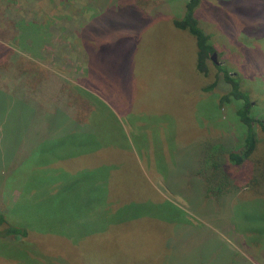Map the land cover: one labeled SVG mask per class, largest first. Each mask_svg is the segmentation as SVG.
<instances>
[{"label":"rangeland","instance_id":"1","mask_svg":"<svg viewBox=\"0 0 264 264\" xmlns=\"http://www.w3.org/2000/svg\"><path fill=\"white\" fill-rule=\"evenodd\" d=\"M186 3L0 0V87L83 125L62 136H71L80 157L60 158L65 149L54 147L69 138L54 143V115L28 120L33 110L16 93L0 96V214L30 230L26 237L0 233V264H147L141 250L151 264L165 263L163 253L165 264H264V196L244 184L206 198L196 176L208 143L236 150L246 137L237 115L242 101L221 105L231 90L221 65L250 93L255 156L264 159V0H201L200 26L217 53L207 75L196 66L195 37L173 25ZM91 21L95 28L84 29ZM15 52L27 64L14 61ZM44 179L51 184L40 185ZM105 191L112 202L103 208L113 213L139 205L143 248L125 235L97 236L87 252L79 250L83 239L47 229L67 230L71 219L99 228L98 214L72 218L67 204L101 212Z\"/></svg>","mask_w":264,"mask_h":264},{"label":"trees","instance_id":"2","mask_svg":"<svg viewBox=\"0 0 264 264\" xmlns=\"http://www.w3.org/2000/svg\"><path fill=\"white\" fill-rule=\"evenodd\" d=\"M201 3V0H187V3L185 4V9L183 15H181L178 18L173 19V25L180 29L188 31L191 35H193L196 39V45H197V58H196V66L197 69L203 73L208 74L209 73V62L212 59V53L215 51V47L213 46L211 42V34L207 33L201 26L199 22V18L197 16V9ZM94 27L96 26L94 21H91L90 23L86 24L84 29H87L88 27ZM21 28H24L22 26ZM25 32V30H23ZM5 49H9L8 47H5ZM16 55L13 60L17 61L20 60L23 63H26V58L23 56H19L17 52L13 53ZM18 57V58H17ZM33 63L29 60V63ZM35 64V63H34ZM36 68H38L36 66ZM219 70L223 72L224 79L226 82H228L231 85V90L224 94L221 97V105L224 103L231 102L233 100H241L242 104L237 109V115L239 117V120L242 122L243 125L246 126V137L244 140V143L241 148H238L236 150H230L228 145L224 142H215L210 144L208 142L209 148L205 149L206 153L203 154L202 158L199 159V163L197 165V172L196 176L199 179H202L204 182V188L205 193L203 194L206 198H221L223 195L232 194V192L236 191L239 192L242 189V186L244 184L249 185L250 187H253L254 189H257L258 193L260 195L264 196V159L262 158H256L255 154L258 147V138L257 134L254 130V123L258 121L257 118H255L252 114L253 110V100L250 96V93L246 90H243L241 88L240 80L233 76V73H231L228 69H226L224 66H218ZM40 69V68H38ZM218 80L213 82L208 89L214 88L217 85ZM10 93H16V100L22 101L25 106L28 107V109L33 110V115L28 118V120L35 118L37 119V122H40V119H45V114H48L49 116H53L56 118V123H52L53 129H54V143L63 141L67 138H69L67 144L62 147H54V150H60L65 149L60 153V158H79L78 154H74V146L71 136L67 135L62 138L63 134H66L68 131V128L71 127V132H76L77 129L81 128L83 125L78 122V120L72 119L68 117L67 113L64 112L60 114L59 112L55 111H44V109H41L34 101L33 104L29 105L28 99H30L26 94H24L22 91H5L3 88L0 87V96L7 95ZM7 97H3V99L7 100ZM37 106L39 108H37ZM61 109V108H60ZM26 116L27 113L25 109L22 111L21 116ZM28 116V115H27ZM262 124H264L263 120H259ZM0 122H2L0 120ZM21 122V118L19 121V124ZM46 123V122H45ZM42 123L40 125V129H43L44 126H42ZM92 124V123H91ZM77 125V128H75ZM16 129V128H15ZM40 130H37V123L35 125L34 129V135L37 136L39 134ZM76 134V133H75ZM56 137H60L58 140ZM75 140V138L73 137ZM50 145V144H49ZM99 145V144H98ZM71 146V147H70ZM100 146V145H99ZM101 147V146H100ZM47 147H41V150L38 151L40 157H46V152H44V149H47ZM106 146L102 147V151H105ZM109 148V147H107ZM51 149V147H49ZM49 157V156H48ZM50 158V157H49ZM88 170V169H87ZM96 169H89L90 172H96ZM90 172H86L87 175H91ZM108 176L107 178H109ZM47 180V181H46ZM201 181V180H200ZM50 185V181L48 179H44L40 182V185ZM74 186V185H73ZM121 191V185L119 189H116V193L118 191ZM114 192V193H115ZM113 193H111L112 195ZM105 201L102 200V205L100 207H104L106 204H110L112 201L110 200V192L105 191L103 198ZM76 198L73 199V204L75 206ZM67 206H69V210L72 211L73 217H81V215H84L85 220L86 217L90 219L91 216H95L98 214V217L103 220L102 225L98 228L95 225L91 226H85L84 228L79 227L80 224L78 222H75L73 219L69 223L72 225H68L67 230H61L57 229L59 226H57V230L54 228L48 227L47 229L49 231H53L55 233H58V235L66 236L69 238L78 237L76 242H79L82 240V249L83 251H91L95 250L96 248L93 247L95 245L96 240L93 239L94 237L100 236L105 237L107 239L108 237L112 236L113 239L123 238L125 235V238L130 237L133 241L136 242V244L143 248L141 246L140 237L139 235H143V228H146L145 224H142L140 220H138L140 217L143 216V214H139L140 212H136V208L139 206L137 203H134L133 201L130 203H126L122 206H119L118 212L113 213L111 209H104L103 211L99 212V210H83L81 209H72V203H68ZM77 206V205H76ZM111 208V206L109 205ZM117 209H113L114 211ZM105 210V211H104ZM135 210V211H134ZM89 219V220H90ZM80 222V221H79ZM7 224L5 227L4 224ZM81 223V222H80ZM82 224V223H81ZM89 224H92L89 222ZM138 225V226H136ZM36 229L39 230V227L36 226ZM0 233H2V237L9 236V235H20L21 237H26L30 234L29 227L26 225L22 226L18 223L11 222L10 217L6 216L4 214H0ZM163 233V232H161ZM94 242V243H93ZM101 242V241H100ZM101 246V245H100ZM107 246V245H106ZM90 248V249H89ZM102 247L101 249H103ZM139 254V259L141 261L145 260L147 261V264H151L152 262H149L148 258L143 259L142 255H145L147 257V253L144 254L143 251L136 252ZM157 256V255H156ZM151 258H155V256H151ZM161 261L168 259L166 257V253H163L161 257L159 258ZM117 262L111 263L116 264ZM161 263V264H165Z\"/></svg>","mask_w":264,"mask_h":264},{"label":"water","instance_id":"3","mask_svg":"<svg viewBox=\"0 0 264 264\" xmlns=\"http://www.w3.org/2000/svg\"><path fill=\"white\" fill-rule=\"evenodd\" d=\"M216 54H217V53H216V52H214V53H213V55H212V57H211V58H212V59H213L215 62H217V59H216Z\"/></svg>","mask_w":264,"mask_h":264}]
</instances>
